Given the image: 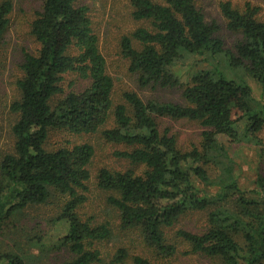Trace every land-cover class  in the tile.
<instances>
[{
    "label": "trees",
    "instance_id": "16d2710c",
    "mask_svg": "<svg viewBox=\"0 0 264 264\" xmlns=\"http://www.w3.org/2000/svg\"><path fill=\"white\" fill-rule=\"evenodd\" d=\"M39 1L31 26L39 47L24 54L20 98L11 106L18 117L15 146L0 157V264H104L99 246L114 239L110 222L82 215L95 147L49 151L53 130L99 135L119 147L114 156L131 167L100 169L97 188L110 192L120 230L137 234L163 261L121 249L110 264H174L182 249L211 264H264V103L249 84L255 81L264 96L262 7L250 0H243V11L221 4L228 29L242 36L232 51L198 0H130L133 19L143 24L122 39L130 73L140 88L176 90L183 103L126 92L116 104L89 8L78 0ZM13 9L0 0V59ZM165 121L199 124V144L182 148ZM246 146L259 157L250 185L236 160ZM46 205L55 213L36 217L33 230L28 210ZM193 214L205 218L199 232L178 228ZM62 222L67 232L41 244Z\"/></svg>",
    "mask_w": 264,
    "mask_h": 264
},
{
    "label": "rangeland",
    "instance_id": "374dc122",
    "mask_svg": "<svg viewBox=\"0 0 264 264\" xmlns=\"http://www.w3.org/2000/svg\"><path fill=\"white\" fill-rule=\"evenodd\" d=\"M8 1L12 2L14 9L10 16V26L5 34L0 59V157L7 152H11L15 146L13 126L18 121V117L12 112L11 106L14 101L20 98L16 82L23 77L20 65L23 62L24 54L25 52L36 53L39 47L31 34V26L36 19L37 12L42 10V2L39 0ZM155 1L162 2L163 0ZM226 2H231L234 7L241 11L245 10L246 2L243 0H198L196 5L204 14L207 23H216L219 26L218 37L222 39L225 49L234 51L235 46L242 40V36L239 33L230 31L227 27V21L221 9V4ZM250 2L255 6L262 7L259 19L264 21V2L260 0H250ZM77 4L87 6L90 10V18L95 34L99 38L100 50L107 60L108 72L115 81L114 101L116 104L124 101L123 95L126 92H136L145 101L157 99L164 102L183 103L181 93L176 90L140 88L137 76L130 73L129 61L122 54V39L143 26V24L133 19L130 0H78ZM71 79L73 77L68 78L66 87H68V82ZM249 84L253 88L254 97L264 103L261 87L253 80H249ZM165 127L171 129L172 134L178 138L180 146L184 149H190L193 144L198 145L200 142L202 129L197 123L165 121L163 128ZM261 137L264 140V130ZM85 143L93 145L96 153L91 164L93 179L88 184V190L85 192L87 202L82 210V215L84 218L94 216V223L110 222L114 234V239L111 242L99 246L104 255V264H110L116 251L121 249H126L131 255L146 256L161 263L163 259L158 258L137 234L120 230L119 215L107 202L110 192L101 191L97 188L95 177L100 169L106 167L115 170H127L131 168L128 162L119 160L114 156L115 151L120 149L119 147L107 144L99 135L77 136L64 131L53 130L49 135L46 149L55 151L63 147ZM236 160L241 165L244 173L242 182L250 185L251 181L247 178L251 176L254 179L255 172H253V168H256V164L259 163L256 149L250 146L242 148L237 152ZM262 168L264 171V163ZM54 213V205L31 208L28 210L30 228L34 230L36 217L53 215ZM204 220L203 215L193 214L184 218L178 224V228L199 232L200 228L204 226ZM67 229L68 227L64 222L55 225L53 229L48 230L49 233L46 234L47 236L41 244H50V241H55L64 235ZM170 236L173 237L172 233ZM41 244L38 240L33 243L37 249H40ZM60 258V261L64 259L63 256ZM58 260L56 263H58ZM173 263L211 264L205 258L186 255L184 249L178 252V256L173 259Z\"/></svg>",
    "mask_w": 264,
    "mask_h": 264
}]
</instances>
